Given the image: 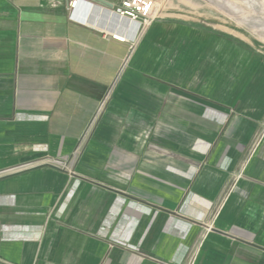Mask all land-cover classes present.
<instances>
[{
    "label": "crops",
    "instance_id": "obj_1",
    "mask_svg": "<svg viewBox=\"0 0 264 264\" xmlns=\"http://www.w3.org/2000/svg\"><path fill=\"white\" fill-rule=\"evenodd\" d=\"M81 1L0 0V264H264V62Z\"/></svg>",
    "mask_w": 264,
    "mask_h": 264
},
{
    "label": "rangeland",
    "instance_id": "obj_2",
    "mask_svg": "<svg viewBox=\"0 0 264 264\" xmlns=\"http://www.w3.org/2000/svg\"><path fill=\"white\" fill-rule=\"evenodd\" d=\"M155 2L158 9L150 26L155 25L156 21L163 23L156 29L164 38L161 52H181L186 43L182 40L184 37H213L215 33H222L237 38L244 44L245 49L239 50L240 54L249 52L256 61L264 62V0H155ZM147 29L141 30L133 41L128 42L130 52L136 40L143 36ZM127 62L128 56L122 61L119 73L126 67ZM178 64L181 66L182 61H178ZM114 84L116 80L112 82L111 87ZM108 99L109 92L98 102L78 143L68 156L61 159L47 158L46 163L63 167L77 164Z\"/></svg>",
    "mask_w": 264,
    "mask_h": 264
},
{
    "label": "built area",
    "instance_id": "obj_3",
    "mask_svg": "<svg viewBox=\"0 0 264 264\" xmlns=\"http://www.w3.org/2000/svg\"><path fill=\"white\" fill-rule=\"evenodd\" d=\"M83 2L81 0H70V17H73V11ZM155 0H122L120 3L112 4L109 9L116 17L125 20L131 28L130 34L119 31L110 32V36L120 42L133 41L141 30L149 28L154 16L157 13ZM83 23V21L79 20ZM68 168L63 166H57ZM71 167V166H69ZM71 172V171H70Z\"/></svg>",
    "mask_w": 264,
    "mask_h": 264
},
{
    "label": "water",
    "instance_id": "obj_4",
    "mask_svg": "<svg viewBox=\"0 0 264 264\" xmlns=\"http://www.w3.org/2000/svg\"><path fill=\"white\" fill-rule=\"evenodd\" d=\"M95 2H99V3H103V4H106V5H110L112 6L114 0H93Z\"/></svg>",
    "mask_w": 264,
    "mask_h": 264
}]
</instances>
